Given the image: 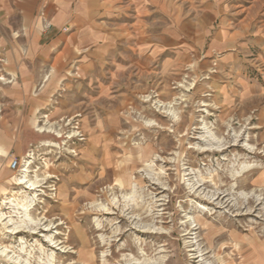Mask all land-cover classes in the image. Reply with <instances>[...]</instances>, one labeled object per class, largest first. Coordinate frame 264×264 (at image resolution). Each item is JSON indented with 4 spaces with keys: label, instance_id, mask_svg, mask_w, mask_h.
Segmentation results:
<instances>
[{
    "label": "rangeland",
    "instance_id": "1",
    "mask_svg": "<svg viewBox=\"0 0 264 264\" xmlns=\"http://www.w3.org/2000/svg\"><path fill=\"white\" fill-rule=\"evenodd\" d=\"M215 1L264 34V0H168L189 18ZM254 50L247 75L264 90V52ZM174 80L110 134L103 171L61 131L35 132V153L0 157V264H264V93L229 114L205 107L196 75ZM4 90L0 75V121ZM14 157L19 168L7 170ZM22 173L33 189L17 183ZM24 194L38 224L11 234L18 220L3 202Z\"/></svg>",
    "mask_w": 264,
    "mask_h": 264
},
{
    "label": "crops",
    "instance_id": "2",
    "mask_svg": "<svg viewBox=\"0 0 264 264\" xmlns=\"http://www.w3.org/2000/svg\"><path fill=\"white\" fill-rule=\"evenodd\" d=\"M230 8L215 1L189 18L174 17L168 0H0V157L35 153V132L61 131L103 171L110 134L178 76L198 77L207 109L247 107L264 93L247 75L264 34Z\"/></svg>",
    "mask_w": 264,
    "mask_h": 264
},
{
    "label": "bare ground",
    "instance_id": "3",
    "mask_svg": "<svg viewBox=\"0 0 264 264\" xmlns=\"http://www.w3.org/2000/svg\"><path fill=\"white\" fill-rule=\"evenodd\" d=\"M204 130L206 132L205 133L206 136L212 139V135L210 134V131H208L207 129H204ZM24 167H26V165H24ZM244 169L245 167L242 165L240 168V172L243 171ZM17 183L24 185L25 188H28L29 190L33 189L36 185L35 181L27 180L25 174H21L20 178L17 179ZM132 196H133V193L129 195L128 199H131ZM34 197H35L34 195L30 196V195L24 194L21 196V198H14V199L7 198V200L3 202L6 208L9 210L10 215L11 216L15 215L17 217L16 220H18L14 222L13 228L9 229V232L11 234H15L20 231H26L27 229H29L28 231H32L33 229L30 230L31 229L30 227L37 226L38 224L37 221L32 219L28 214L33 205ZM18 200H19L18 203L15 202ZM4 216H5L4 213H0V223L5 218ZM4 251L5 250H3L1 253H3Z\"/></svg>",
    "mask_w": 264,
    "mask_h": 264
},
{
    "label": "built area",
    "instance_id": "4",
    "mask_svg": "<svg viewBox=\"0 0 264 264\" xmlns=\"http://www.w3.org/2000/svg\"><path fill=\"white\" fill-rule=\"evenodd\" d=\"M9 168L12 171H16L19 168V161L17 159H12L9 164Z\"/></svg>",
    "mask_w": 264,
    "mask_h": 264
}]
</instances>
